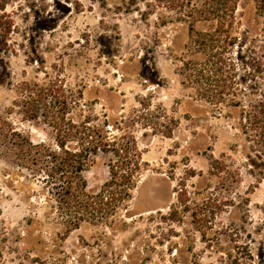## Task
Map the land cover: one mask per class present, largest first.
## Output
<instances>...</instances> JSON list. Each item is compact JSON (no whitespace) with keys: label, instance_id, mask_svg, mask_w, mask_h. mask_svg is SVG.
<instances>
[{"label":"rangeland","instance_id":"1","mask_svg":"<svg viewBox=\"0 0 264 264\" xmlns=\"http://www.w3.org/2000/svg\"><path fill=\"white\" fill-rule=\"evenodd\" d=\"M180 12L168 0H0V124L53 143L51 97H30L55 83L67 117L105 144L82 172L88 193L111 179L115 145L129 148L126 166L140 153L130 195L72 230L62 190L28 171L18 185L0 156V264H264V161L244 124L264 92L262 17L239 0L227 55L239 106L183 69L184 55L204 56L187 51Z\"/></svg>","mask_w":264,"mask_h":264},{"label":"trees","instance_id":"2","mask_svg":"<svg viewBox=\"0 0 264 264\" xmlns=\"http://www.w3.org/2000/svg\"><path fill=\"white\" fill-rule=\"evenodd\" d=\"M181 8V19L189 22L190 44L187 51L203 54V60L183 56V69L195 77L204 87L220 86L228 91L229 100L236 102L237 79L227 55L236 45L235 13L239 0H168ZM253 9L262 17L264 28V0H252ZM212 22L210 30H196L195 22ZM55 83L47 87L35 86L30 97L32 103L44 102L47 97L45 117L54 128L53 143L33 142L29 137L14 130L11 125L0 124V156L13 167L11 180L23 186L18 177L28 171L37 179L44 175L47 183L62 190L60 208L66 212L65 225L75 229L84 221H94L106 214H113L115 203L129 196L135 184V173L140 168V153L129 163V148L115 145L111 150L114 160L108 164L111 179L96 195L86 190L83 170L99 150H104L100 131L90 120L67 117L70 108L67 100L61 98V87ZM224 95V91H221ZM73 95V94H72ZM45 103V102H44ZM246 133L253 147L264 161V92L260 97L251 96L244 106ZM105 199L107 202H105ZM107 205V206H105Z\"/></svg>","mask_w":264,"mask_h":264}]
</instances>
